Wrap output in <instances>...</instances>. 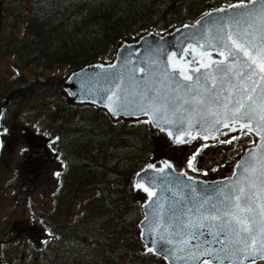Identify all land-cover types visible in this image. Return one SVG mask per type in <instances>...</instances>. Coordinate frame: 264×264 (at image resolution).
I'll list each match as a JSON object with an SVG mask.
<instances>
[{
    "label": "water",
    "instance_id": "water-1",
    "mask_svg": "<svg viewBox=\"0 0 264 264\" xmlns=\"http://www.w3.org/2000/svg\"><path fill=\"white\" fill-rule=\"evenodd\" d=\"M242 2L248 3L211 9L195 22L164 33L151 30L133 40L123 39L110 62L89 63L57 84L69 103L94 106L115 123L145 120L152 134L159 135L155 157L136 172L131 190L143 212L136 224L142 252L154 254L163 264H264L260 246L264 235L258 223L264 205V122L252 119L248 131L242 127L248 118L233 116L238 99L244 100L247 111V95L257 98V103L264 95V73L256 68L253 74L242 53L228 54V34L237 38L248 23L245 14L251 6L232 7ZM249 51L255 54L254 49ZM212 60L226 62L212 65ZM242 87L256 91L243 93ZM243 133L253 136V145L237 157L227 174L207 179L177 167L175 156L181 150ZM241 187L255 210L254 245L251 237L235 243L234 232L227 240L218 235L219 225L229 218L223 214L236 211L233 205ZM240 203L246 206L245 198ZM213 216L221 219L214 221Z\"/></svg>",
    "mask_w": 264,
    "mask_h": 264
},
{
    "label": "rangeland",
    "instance_id": "rangeland-1",
    "mask_svg": "<svg viewBox=\"0 0 264 264\" xmlns=\"http://www.w3.org/2000/svg\"><path fill=\"white\" fill-rule=\"evenodd\" d=\"M16 1L20 0H5L6 3ZM21 1L25 3L26 0ZM209 1L195 0L193 8L204 6ZM30 4L31 2L28 3L29 6ZM12 67V57H0V108L2 119H5L4 123L2 120L0 122V134L7 137L6 141H0L6 149V165L1 172L0 186V264H163L158 257L142 252L136 224L142 218L143 212L140 201L132 194L133 178L127 181L126 176L127 172L138 171L152 161L157 153L155 138L159 135L152 134L148 125V134L145 129L138 130L141 138L128 143L126 147L118 144L112 146L108 138L103 136L101 128L96 127L90 131L89 125L85 124L77 128L83 130L82 134L71 135L74 143L66 148L70 173L79 170L80 165L88 158L108 163L113 169L109 172L108 188H117L120 192L127 190L125 200L129 202L130 208L125 218L132 224L133 229L131 235L122 233L123 240H119L122 234H113L114 221L106 227L103 226L112 214L97 216L87 227L82 223L77 224V220L86 215L88 199L92 195L79 190L76 200L69 199L66 193L71 179L67 177L61 187L66 197L57 223L67 226L70 234L76 233L80 238L78 243L71 245L66 236L64 238L47 231L36 215H33L32 206H45V211H48L53 204L52 196L59 189L57 177L62 166L58 158L65 148H60L56 142L60 128L54 120L55 112L60 113L61 107L53 106L50 100L58 104L64 100L74 107L83 105L69 103L59 86L57 87L71 73L65 75L63 66L50 70H40L36 66L26 69L23 73L24 80L31 85L25 93L22 92V85L20 88L16 86L15 92L12 91V86H15L12 81L16 76ZM39 73L43 75L44 83L37 79ZM16 90L21 97L16 98ZM34 91L36 95H32ZM73 116L68 120L70 125L74 121ZM119 122L131 121L120 120L117 123ZM40 129L44 131H39ZM238 136L209 143L213 148L209 153H206L208 150H199V147L181 150L175 156L177 167L207 179L227 174L229 167L248 147V137ZM253 142L251 137V145ZM133 143L136 144L135 148H131ZM55 230L60 229L56 226ZM131 236L136 238V243L131 241Z\"/></svg>",
    "mask_w": 264,
    "mask_h": 264
},
{
    "label": "trees",
    "instance_id": "trees-1",
    "mask_svg": "<svg viewBox=\"0 0 264 264\" xmlns=\"http://www.w3.org/2000/svg\"><path fill=\"white\" fill-rule=\"evenodd\" d=\"M239 1L243 0H210L204 6L193 8L195 0H26L25 3L21 0L14 3L0 0V57H12V68L16 71L12 91L15 92V87L20 88L22 85V92L25 93L31 84L25 83L23 73L31 66L40 70L63 66L67 75L95 61L109 62L123 39H136L151 30L164 33L173 27L195 22L211 9ZM39 74L37 79L44 83L43 75ZM17 93L16 98L21 97V94ZM32 95H36V92H32ZM50 101L53 106L61 107L60 113L55 112L54 122H58L57 127L60 128L56 142L60 148L63 146L65 151L62 150L58 158L62 169L57 177L59 189L52 196L53 204L48 211H45V206L36 208L33 205V215H36L47 231L64 238L66 236L69 244L79 242L80 238L76 233L70 234L67 226L57 223L66 197L61 187L69 177L70 188L66 193L69 199L76 200L79 190L92 195L88 199L86 215L81 216L77 224L82 223L87 227L97 216L112 214L103 226L106 227L114 221L113 234L131 235L132 224L125 218L130 208L129 202L125 200L127 190L120 192L117 188H108L109 172L113 169L104 161L88 158L80 165L79 170L70 173L66 148L74 143L71 136L73 133L82 134L83 130L77 128H81L83 124L89 125L90 131L96 127L101 128L103 136L108 138L112 146L118 144L123 147L141 138L138 130L145 129L148 134V124L145 121L114 124L106 112L95 107H74L64 100L59 104ZM72 116L74 121L70 125L68 120ZM1 120L4 123L5 119ZM242 137H248L249 146L251 137L245 134L239 138ZM0 139L4 142L7 137L0 134ZM134 145L136 144L128 147L135 148ZM212 149L206 145L199 150L211 152ZM5 160L6 149L1 145L0 186ZM136 171L126 173L127 181H131ZM56 226L60 230L56 231ZM124 234L120 235L119 240H123ZM131 237V241L136 243V238ZM44 253L48 255L47 252Z\"/></svg>",
    "mask_w": 264,
    "mask_h": 264
},
{
    "label": "snow or ice",
    "instance_id": "snow-or-ice-1",
    "mask_svg": "<svg viewBox=\"0 0 264 264\" xmlns=\"http://www.w3.org/2000/svg\"><path fill=\"white\" fill-rule=\"evenodd\" d=\"M251 6V11L246 13L245 15L248 18V23L246 27L244 28L243 33H237V38H233V35L231 33L228 34V40L230 41L231 48L229 50V56L234 55L236 53H242L247 60L248 68L253 71V74H255V69L259 68V71L261 73H264V0H248V3H241L239 5H233L232 7H239V8H248ZM219 11H225L224 9H220ZM249 48L255 50V54L253 52L249 51ZM223 55V53H221ZM225 60L216 61L212 60V65H221L225 64ZM210 65H204V67H209ZM239 75L242 77L244 76V73L241 72ZM186 80L191 79L190 76L184 77ZM251 77H249L250 79ZM214 79V77H213ZM261 79L264 80V76H261ZM255 83V82H253ZM215 85H213L214 87ZM241 91L243 93L248 92H255L256 88L252 87L249 88H241ZM264 91V90H262ZM245 99L249 102L247 105V111H244L246 105L244 103V100L238 99L236 101V107L233 112L234 117L238 118H244L247 117L249 120V123L242 125V127L248 128V131H252L251 127V120L255 118H259L261 122H264V95L259 97V102L257 103V98H254L252 95H247ZM159 111V109H157ZM227 126V125H225ZM264 139V137H262ZM231 142V141H229ZM195 157H193V160ZM191 161L189 162V165L191 166ZM238 168H241L242 165H237ZM246 172L255 173L257 171L256 168L251 169H244ZM261 174L264 175V165L261 167ZM137 187H140V185H137ZM147 191V189H145ZM264 191V190H262ZM149 195H154L153 193H149ZM245 198V205L244 207L241 206V199ZM236 203L233 205V207L236 209L235 212H225L223 215L225 217H229L226 220H223L220 227V233L225 235V240L228 239V235L231 232H234L236 237L238 238L235 243H241L242 241L246 240L247 238L251 237V243L255 244V238L252 237V233L254 230V226L257 224V221L255 219V210L251 205L247 204V198L245 194V189L241 187L239 189V194L235 197ZM259 226H260V232L262 235H264V205H261L259 208ZM212 220H220V216H213L211 217ZM227 230V231H226ZM242 234H247V236H243ZM223 243V241H221ZM228 243H233V241L228 240ZM261 248L264 249V240H261L260 244ZM151 251V249H149ZM206 254H211L210 251L206 250Z\"/></svg>",
    "mask_w": 264,
    "mask_h": 264
},
{
    "label": "flooded vegetation",
    "instance_id": "flooded-vegetation-1",
    "mask_svg": "<svg viewBox=\"0 0 264 264\" xmlns=\"http://www.w3.org/2000/svg\"><path fill=\"white\" fill-rule=\"evenodd\" d=\"M1 113H2V110H1ZM206 145H208V144H206ZM206 145H204V146H206ZM202 147H203V146H202ZM202 147H200V148H198V149H202ZM206 153H209V152L207 151ZM197 172H199V171H197Z\"/></svg>",
    "mask_w": 264,
    "mask_h": 264
}]
</instances>
